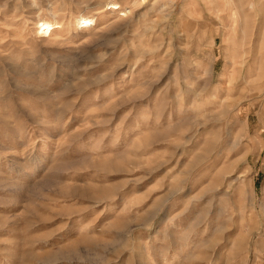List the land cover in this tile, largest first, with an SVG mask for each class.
Masks as SVG:
<instances>
[{
	"label": "rangeland",
	"instance_id": "obj_1",
	"mask_svg": "<svg viewBox=\"0 0 264 264\" xmlns=\"http://www.w3.org/2000/svg\"><path fill=\"white\" fill-rule=\"evenodd\" d=\"M0 264H264V0H0Z\"/></svg>",
	"mask_w": 264,
	"mask_h": 264
},
{
	"label": "bare ground",
	"instance_id": "obj_2",
	"mask_svg": "<svg viewBox=\"0 0 264 264\" xmlns=\"http://www.w3.org/2000/svg\"><path fill=\"white\" fill-rule=\"evenodd\" d=\"M107 7L113 10H119L121 8L119 4H115V3H109L107 4ZM123 15H125V13H122V16ZM76 23H77V26L81 28H89V27L96 25L97 19L95 17L79 16L77 18ZM58 28H59V25H57V23H54L48 20H39L37 23V33L41 38L44 36L50 35L49 34L50 32L56 31Z\"/></svg>",
	"mask_w": 264,
	"mask_h": 264
}]
</instances>
